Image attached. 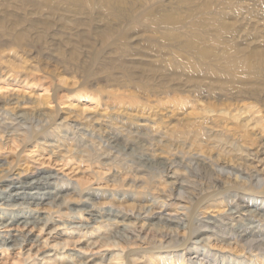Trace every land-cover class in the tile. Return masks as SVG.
<instances>
[{
	"label": "rangeland",
	"instance_id": "374dc122",
	"mask_svg": "<svg viewBox=\"0 0 264 264\" xmlns=\"http://www.w3.org/2000/svg\"><path fill=\"white\" fill-rule=\"evenodd\" d=\"M0 219V264H264V0H0Z\"/></svg>",
	"mask_w": 264,
	"mask_h": 264
},
{
	"label": "bare ground",
	"instance_id": "6f19581e",
	"mask_svg": "<svg viewBox=\"0 0 264 264\" xmlns=\"http://www.w3.org/2000/svg\"><path fill=\"white\" fill-rule=\"evenodd\" d=\"M57 177H58L57 173L55 175L50 174V175L45 176L43 179H39V180L32 179V180H28L26 182L23 181L22 184L19 183L20 181H18L17 183H14L12 180L9 183L7 189H4L2 191L3 195H1V198H9L11 196H17V195H20V193H22V191H24V192L31 191V192H29L30 195H33V194H37L38 196L40 194L42 195L43 192L41 193L40 191H35V189L40 188V187L43 188L44 185L50 184V182ZM0 220H1L0 225L2 227H8V226H11L15 223L14 221H11V220L6 221V222L3 221L2 219H0ZM41 221H42L41 218L39 219L38 217H35V219H33V220H23L20 222V224H24L25 227L30 226V225L36 226L38 223H41ZM76 227L81 228V229H86L88 227V224L79 223V225H77ZM15 234L13 232H9L8 236L7 235L4 236L5 239L2 242V245H9L8 249L15 247V246H12V244H11L12 242L16 241V237H15L16 235Z\"/></svg>",
	"mask_w": 264,
	"mask_h": 264
}]
</instances>
